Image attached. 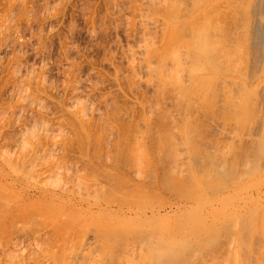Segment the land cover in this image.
Wrapping results in <instances>:
<instances>
[{
  "label": "bare ground",
  "instance_id": "bare-ground-1",
  "mask_svg": "<svg viewBox=\"0 0 264 264\" xmlns=\"http://www.w3.org/2000/svg\"><path fill=\"white\" fill-rule=\"evenodd\" d=\"M139 1L143 38L124 52L145 86L135 133L121 135L120 106H73L60 144L79 141V154L63 165L36 154L27 127L38 147L19 151L33 160L0 154V245L35 205L56 235L52 264H264V0Z\"/></svg>",
  "mask_w": 264,
  "mask_h": 264
},
{
  "label": "rangeland",
  "instance_id": "rangeland-1",
  "mask_svg": "<svg viewBox=\"0 0 264 264\" xmlns=\"http://www.w3.org/2000/svg\"><path fill=\"white\" fill-rule=\"evenodd\" d=\"M133 3V0H0L1 155L8 147L6 155L12 156L14 161H19L17 158H23L25 154L31 162L34 151L30 152L29 147V151L21 154L19 149L29 142L38 143L37 136L32 137L30 130L28 133L25 130L37 127L41 146L36 154L39 150L44 154L46 149L45 155L52 151L54 154L50 152V156L63 165L67 159L75 163L80 143L72 138L68 147L62 146L61 134L70 132L65 121L67 116L72 115L77 106L87 103L89 110L93 108L87 114L92 111L95 116L107 104L116 108L120 106L125 114L128 112L119 122L121 135L131 137L135 133L133 123L141 121L139 99L145 94V86L129 72L124 52L128 46L134 47L141 41L145 26L142 27L138 20L136 22L138 12L136 14V4ZM156 24L160 27L159 22ZM156 29L154 25L151 29L154 36L150 35L156 39L155 32L158 31L157 38L160 39L161 29ZM24 95L29 99H22ZM207 121L205 126L209 127L211 121H208L209 125ZM223 128L229 130L222 125L215 134L214 142H218L217 149L221 148L217 151L219 153H227L231 142L234 143L230 131L227 133ZM95 129L98 128L95 126ZM235 142L239 151L243 148L240 153L244 156L249 147ZM219 155L213 157L215 164L221 159ZM215 164L211 165L216 169ZM212 168L208 179H212L213 184L221 177ZM262 177L264 175L257 177L255 182L260 179L263 182ZM35 209V205L28 206L12 219L0 245V264H52L48 252L54 247L56 235L45 214ZM257 254L259 258L264 255L261 249Z\"/></svg>",
  "mask_w": 264,
  "mask_h": 264
}]
</instances>
